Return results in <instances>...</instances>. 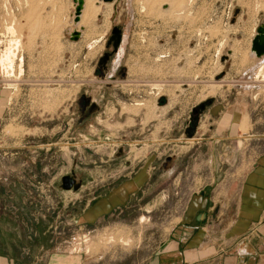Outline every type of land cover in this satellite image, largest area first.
<instances>
[{
    "label": "rangeland",
    "instance_id": "374dc122",
    "mask_svg": "<svg viewBox=\"0 0 264 264\" xmlns=\"http://www.w3.org/2000/svg\"><path fill=\"white\" fill-rule=\"evenodd\" d=\"M75 11L73 0H0V60L11 44L17 54L11 77L0 70V221L52 213L51 247L24 233L22 262L147 264L194 193L226 187L248 148H194L187 127L226 114L247 120L236 134L264 133V58L252 55L264 0H88L79 24ZM73 175L80 190L64 191ZM122 190L105 218L83 216Z\"/></svg>",
    "mask_w": 264,
    "mask_h": 264
},
{
    "label": "crops",
    "instance_id": "0c3cea01",
    "mask_svg": "<svg viewBox=\"0 0 264 264\" xmlns=\"http://www.w3.org/2000/svg\"><path fill=\"white\" fill-rule=\"evenodd\" d=\"M96 2L100 5L102 1ZM236 127L246 131L247 120L236 125L234 118H226L224 114L213 123L200 121L196 128L187 127L190 131L186 130V134L191 132L194 137L191 140L194 148L209 145L212 153L219 152L220 146L230 149L233 144L248 142V148L238 153V160L230 167L232 173L228 171L220 182L239 184V190L233 192L226 185L217 186L209 194L205 191L207 187L194 193L181 222L147 264H264V133L243 134L239 129L236 134ZM231 153L230 161L235 156L234 151ZM131 190L132 186L127 189L132 193ZM120 192L109 198L110 201L99 200L93 208L95 211L87 209L83 216L93 217L95 221L105 218L117 205L111 206L112 201L117 203L123 197V190ZM18 212L10 211L0 221V248L7 249V253H0V264H37L22 262L15 249L25 241L23 236L27 232L35 233V243L41 244L46 238L44 245L51 247L48 233L55 228L53 223L47 227L43 220L52 213L43 215L35 207L20 208ZM202 214L206 217L198 221ZM74 258L61 259L50 254L44 264H82L81 259Z\"/></svg>",
    "mask_w": 264,
    "mask_h": 264
},
{
    "label": "water",
    "instance_id": "95a60500",
    "mask_svg": "<svg viewBox=\"0 0 264 264\" xmlns=\"http://www.w3.org/2000/svg\"><path fill=\"white\" fill-rule=\"evenodd\" d=\"M101 1L104 3H114L116 0H101ZM74 3L76 5L75 24H79L81 22L82 14L85 8V0H74ZM81 37H82L81 32L75 31L72 34L71 39L73 41H79ZM121 40H122L121 31L118 29H115L113 33L112 41L114 42V48L116 51L118 50L121 44ZM252 46H253L252 47L253 51H255L256 56L258 58L264 56V26H261L258 29L257 35L253 40ZM204 109H205V106H201L194 110V114L198 115V113H200ZM80 188H81V184L78 183L75 175L66 176L62 179V189L64 191H72V190L78 191L80 190ZM205 217L206 215L202 214L200 217H198V221H201Z\"/></svg>",
    "mask_w": 264,
    "mask_h": 264
},
{
    "label": "bare ground",
    "instance_id": "6f19581e",
    "mask_svg": "<svg viewBox=\"0 0 264 264\" xmlns=\"http://www.w3.org/2000/svg\"><path fill=\"white\" fill-rule=\"evenodd\" d=\"M82 20V19H81ZM18 42V41H17ZM19 43V42H18ZM18 45V44H17ZM15 43L14 44H11L9 46V48L6 50L5 54H3V57L2 59L0 60V70L6 74V76L8 77H11L14 73V60L16 59V53L14 51V47H15ZM18 47V46H17ZM253 47V46H252ZM17 50V49H15ZM16 54V55H15ZM252 55L253 56H256V53L255 51H253V48H252ZM257 57V56H256ZM261 70V69H260ZM258 75V74H256ZM258 78V77H257ZM255 79V78H254ZM160 89V88H159Z\"/></svg>",
    "mask_w": 264,
    "mask_h": 264
},
{
    "label": "flooded vegetation",
    "instance_id": "af4514ba",
    "mask_svg": "<svg viewBox=\"0 0 264 264\" xmlns=\"http://www.w3.org/2000/svg\"><path fill=\"white\" fill-rule=\"evenodd\" d=\"M120 47V46H119ZM204 111V110H203ZM202 112V111H201ZM119 202H120V200H119Z\"/></svg>",
    "mask_w": 264,
    "mask_h": 264
},
{
    "label": "trees",
    "instance_id": "16d2710c",
    "mask_svg": "<svg viewBox=\"0 0 264 264\" xmlns=\"http://www.w3.org/2000/svg\"><path fill=\"white\" fill-rule=\"evenodd\" d=\"M194 127H195V126H194ZM194 127H193V128H194Z\"/></svg>",
    "mask_w": 264,
    "mask_h": 264
}]
</instances>
